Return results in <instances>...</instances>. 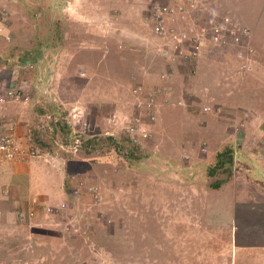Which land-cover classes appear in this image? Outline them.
I'll return each instance as SVG.
<instances>
[{"label":"rangeland","instance_id":"rangeland-1","mask_svg":"<svg viewBox=\"0 0 264 264\" xmlns=\"http://www.w3.org/2000/svg\"><path fill=\"white\" fill-rule=\"evenodd\" d=\"M133 1L0 0V131L35 151L0 159V264H264V26L172 66Z\"/></svg>","mask_w":264,"mask_h":264},{"label":"crops","instance_id":"crops-1","mask_svg":"<svg viewBox=\"0 0 264 264\" xmlns=\"http://www.w3.org/2000/svg\"><path fill=\"white\" fill-rule=\"evenodd\" d=\"M135 1H133V3H135ZM150 1L152 2V0ZM150 1L148 0V2L146 3L147 4V8L145 7L146 12H148L151 8L149 6ZM182 1L184 2V6L181 4ZM186 1H190V0H159L158 2L173 7L174 11L169 16L170 18L169 22L171 24L172 23L175 24L179 29L181 28V31H176L175 33H179L182 38L183 32L189 30V32L187 33L190 34L191 36L190 39L192 40V42H194L195 44H200V46H198V55L196 58L193 59L195 61L194 66H196L197 60L199 58V54L204 48L206 37H207V43L209 45L212 44L210 42H214V41L217 44L219 43L220 46L223 47V49L220 48L221 49L220 51L224 54H226L228 50L234 48V54L232 52L233 54L232 56L234 57H238L239 54L238 52H235V47H242L243 45H246L245 47L246 49H248L246 52L247 55L248 52L253 53L256 51L255 48L252 47V45L254 44L258 45V42H260V37H261L260 28L264 26V23L262 21L263 8H261L263 7V5L256 4L255 0H191L190 2H187V4H185ZM136 4L139 5L140 3L136 1ZM204 5L206 7H203ZM258 6H260V8ZM205 11H207V13ZM254 11L259 13L257 19L260 26H256V23L253 22L252 20V12ZM118 13H120V11L117 9L114 15L116 16ZM205 14L208 15L209 18L211 14V19L214 22L220 21L221 23L220 27L212 28L209 24H208L209 26H207V24L203 25L201 23H198L201 16H205ZM108 16L110 15H107V18H109ZM140 20H144V19L140 18ZM105 23H106V27L107 26L111 27L112 26L111 24H113V23H109V19H107ZM138 23L140 22L138 21ZM196 24L199 26H197ZM115 25L116 24L114 23V26ZM196 29L199 30L195 31ZM204 29L208 30L207 34H204ZM173 34L174 33L167 34L166 38L172 39L174 45H176L175 43H178L180 40L174 39L172 37ZM210 38L212 41L209 40ZM118 47L119 45L117 46V50L120 49V47L119 49ZM256 55L260 57L262 53L259 52V54L256 53ZM232 56L229 58V60L231 61L233 60ZM172 66H175V64H172ZM195 68L196 69L193 70L196 73L191 71V73H189L188 75L199 76L198 73L200 70L197 67ZM169 74L171 77L177 74V76L175 75L174 80L177 79L178 75H180V73L178 74L176 73V71L174 74L167 73V75ZM21 145L24 144L21 143ZM233 257H234V253L232 251V258Z\"/></svg>","mask_w":264,"mask_h":264},{"label":"built area","instance_id":"built-area-1","mask_svg":"<svg viewBox=\"0 0 264 264\" xmlns=\"http://www.w3.org/2000/svg\"><path fill=\"white\" fill-rule=\"evenodd\" d=\"M169 13L173 12V8H165ZM163 11V10H162ZM158 31H163L165 26L163 22L157 25ZM184 38H187V35H183ZM184 39L181 40L183 42ZM165 55H169L170 52L167 50L164 51ZM15 89H11L9 94H15ZM22 89H16V97L20 95ZM14 123L9 121H3L2 129L0 131V159L1 160H17L28 154H35V151L32 149H27L23 145L18 143L17 135L14 128Z\"/></svg>","mask_w":264,"mask_h":264},{"label":"clouds","instance_id":"clouds-1","mask_svg":"<svg viewBox=\"0 0 264 264\" xmlns=\"http://www.w3.org/2000/svg\"><path fill=\"white\" fill-rule=\"evenodd\" d=\"M166 6V5H165ZM163 6V8H173L172 6ZM165 12H167L166 14H164V18L167 16L168 18H169V16L173 13V12H171V13H169L168 11H165ZM164 24V23H163ZM164 26H165V29L162 31L163 33H166V35L167 34H171L170 33V31H169V28H167L166 26H167V24H164ZM169 26V25H168ZM173 32L172 33H174L173 34V38H174V35L175 34H179V33H175L177 30H175V28L173 27ZM186 32H189V31H186ZM208 33V31H207V29H204V34H207ZM189 34V33H188ZM190 35V34H189ZM188 37V36H187ZM190 43L193 45V46H190V48H189V50L187 51V53L186 52H184V50L183 49H181L180 47H182V46H184V40H183V42H181V40L177 43V45H174V43H173V40L172 39H168V42L166 43V45H163V47L165 48V50L167 51H169L170 53H174V52H176V53H174V56H173V59H171L172 61H170V62H172V63H170V64H173V62H177V61H179L180 63H181V58H183L184 60H186V56H188L189 57V59H191V60H193L194 58H196L197 57V55H198V46H200V44H195L194 42H192V40L190 39ZM185 44H186V42H185ZM173 45L174 46H176L174 49H173ZM168 46V47H167ZM177 48V49H176ZM178 48H180V50L178 49ZM162 52V54L164 55V56H168V55H165V53H164V51H161ZM178 52H179V54H178Z\"/></svg>","mask_w":264,"mask_h":264},{"label":"trees","instance_id":"trees-1","mask_svg":"<svg viewBox=\"0 0 264 264\" xmlns=\"http://www.w3.org/2000/svg\"><path fill=\"white\" fill-rule=\"evenodd\" d=\"M16 132V131H15ZM129 139V137H127ZM18 143L19 138L17 136ZM38 142H41L40 144L44 143L42 142L41 139H37ZM130 152V151H129ZM134 152V151H133ZM234 147L232 146H227V150L220 151L217 155L216 161L214 162V166L210 168V173L212 175L216 174L220 169H225L227 166L230 164L232 165L234 163ZM221 183L218 182L215 184L216 187L220 186Z\"/></svg>","mask_w":264,"mask_h":264},{"label":"water","instance_id":"water-1","mask_svg":"<svg viewBox=\"0 0 264 264\" xmlns=\"http://www.w3.org/2000/svg\"><path fill=\"white\" fill-rule=\"evenodd\" d=\"M70 191H73V190H70Z\"/></svg>","mask_w":264,"mask_h":264}]
</instances>
